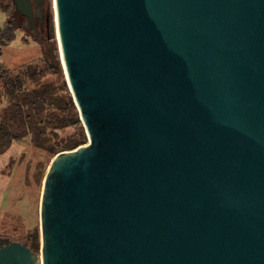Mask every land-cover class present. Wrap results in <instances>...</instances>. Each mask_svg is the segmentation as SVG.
I'll list each match as a JSON object with an SVG mask.
<instances>
[{"label":"water","instance_id":"95a60500","mask_svg":"<svg viewBox=\"0 0 264 264\" xmlns=\"http://www.w3.org/2000/svg\"><path fill=\"white\" fill-rule=\"evenodd\" d=\"M45 0H12L36 29ZM86 144L56 154L40 251L0 264H264V0H54Z\"/></svg>","mask_w":264,"mask_h":264},{"label":"rangeland","instance_id":"374dc122","mask_svg":"<svg viewBox=\"0 0 264 264\" xmlns=\"http://www.w3.org/2000/svg\"><path fill=\"white\" fill-rule=\"evenodd\" d=\"M43 7L45 14L49 11L53 16L47 30L43 27L41 35L31 30H18L16 38L1 48L0 64L6 65L14 73H18L29 64H35L45 72V80H56L60 77L55 72L57 69L49 67L46 59L53 65L59 61L61 78L67 83L54 21V0H45ZM5 21L6 15L0 12V28L4 26ZM4 103V99L0 97V112ZM72 132L73 128H68L63 134ZM54 156L46 149L36 146L30 135L20 140L15 139L7 148L0 149L1 242L20 241L30 245L31 235L37 232L40 235L43 182ZM35 264L42 263L39 261Z\"/></svg>","mask_w":264,"mask_h":264},{"label":"trees","instance_id":"16d2710c","mask_svg":"<svg viewBox=\"0 0 264 264\" xmlns=\"http://www.w3.org/2000/svg\"><path fill=\"white\" fill-rule=\"evenodd\" d=\"M15 7L12 0L0 1V12L6 15L0 28V50L16 38L18 30H28L25 17ZM42 10L49 26L53 16L49 11L45 14L44 7ZM46 62L57 69L55 72L60 77L56 80H45V72L35 64L27 65L18 73L0 64V97L5 101L0 112V149L28 135L36 146L54 155L87 142L73 95L61 78L59 61L55 65L49 59ZM68 128H73V132L63 134ZM39 240V232L30 237L29 247L35 252L40 248Z\"/></svg>","mask_w":264,"mask_h":264},{"label":"flooded vegetation","instance_id":"af4514ba","mask_svg":"<svg viewBox=\"0 0 264 264\" xmlns=\"http://www.w3.org/2000/svg\"><path fill=\"white\" fill-rule=\"evenodd\" d=\"M41 11L43 13L42 17H39L38 15H35L36 29L35 30L34 29H31V28L28 29V30H31L33 32H36L37 35H41L42 28L45 27V29L47 30V26H48L47 23H46V21H45V18H44V12H43L42 9H41ZM2 244H4V242H1L0 241V246Z\"/></svg>","mask_w":264,"mask_h":264},{"label":"bare ground","instance_id":"6f19581e","mask_svg":"<svg viewBox=\"0 0 264 264\" xmlns=\"http://www.w3.org/2000/svg\"><path fill=\"white\" fill-rule=\"evenodd\" d=\"M55 10V9H54Z\"/></svg>","mask_w":264,"mask_h":264}]
</instances>
